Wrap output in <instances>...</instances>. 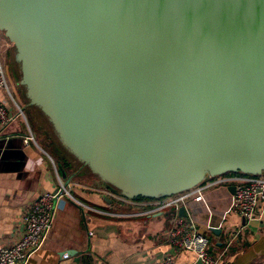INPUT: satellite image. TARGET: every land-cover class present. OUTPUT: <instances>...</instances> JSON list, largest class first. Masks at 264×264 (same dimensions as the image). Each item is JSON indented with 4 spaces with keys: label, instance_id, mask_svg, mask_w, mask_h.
Returning <instances> with one entry per match:
<instances>
[{
    "label": "water",
    "instance_id": "obj_1",
    "mask_svg": "<svg viewBox=\"0 0 264 264\" xmlns=\"http://www.w3.org/2000/svg\"><path fill=\"white\" fill-rule=\"evenodd\" d=\"M0 31L28 104L124 197L264 173V0H0Z\"/></svg>",
    "mask_w": 264,
    "mask_h": 264
},
{
    "label": "crops",
    "instance_id": "obj_2",
    "mask_svg": "<svg viewBox=\"0 0 264 264\" xmlns=\"http://www.w3.org/2000/svg\"><path fill=\"white\" fill-rule=\"evenodd\" d=\"M8 43L0 31L1 57L9 51ZM11 78L12 98L22 109L23 88ZM12 98L0 90V102L17 113ZM24 117L0 128V244L17 240L23 212L40 194L58 189L59 181L71 183L73 196L56 201L53 226L26 264H158L165 255L177 264H192V252L176 250L168 242L180 206L187 213L182 218L206 234L208 253L219 264H264V209L252 220L234 213L230 188L235 182L226 180L228 175L208 177L178 194L184 199L177 209L130 206L109 195L107 191H115L84 167L55 160L48 143ZM30 134L34 141L26 143Z\"/></svg>",
    "mask_w": 264,
    "mask_h": 264
},
{
    "label": "built area",
    "instance_id": "obj_3",
    "mask_svg": "<svg viewBox=\"0 0 264 264\" xmlns=\"http://www.w3.org/2000/svg\"><path fill=\"white\" fill-rule=\"evenodd\" d=\"M0 90L7 92L12 98L10 85L6 76L4 64L0 55ZM14 104L17 113H14L5 104L0 102V128H4L14 122L17 117L25 119L22 109ZM24 141H34L32 134ZM228 181H234V193L232 210L234 213L244 217L246 220L256 218L257 211L264 209V174L247 175L238 173L228 175ZM71 183L65 184L59 181V188L54 192H45L37 196L23 212V229L20 236L10 244H0V264H26L30 255L39 249L45 237L51 230L54 221L55 203L59 198L65 197L73 200L71 194ZM115 199L134 207L155 208L163 211L181 204L184 196L173 195L155 200L130 199L117 192L107 191ZM168 242L172 248L180 251L192 252L195 256V264H219L218 258L208 253L209 242L205 233L194 228L190 220L182 217L175 218L168 232ZM66 257L67 254H64ZM158 264H177L171 255H165Z\"/></svg>",
    "mask_w": 264,
    "mask_h": 264
},
{
    "label": "rangeland",
    "instance_id": "obj_4",
    "mask_svg": "<svg viewBox=\"0 0 264 264\" xmlns=\"http://www.w3.org/2000/svg\"><path fill=\"white\" fill-rule=\"evenodd\" d=\"M11 43H8V45L10 46V49L9 51H7V53H5L1 58H2V62L4 64V68H5V72H6V76H7V79H8V82L9 81H12L14 83V81L12 80L11 78V73H12V70H14L17 66V64H15L13 62V47L12 45H10ZM22 89V88H21ZM24 91V90H22ZM22 106H23V110H24V116H26V118L28 117V112L31 113V115L35 116L33 119H35L38 123H40V121L37 119V114H41L40 111L34 107H31L26 101L24 102V100L22 99ZM41 116V115H39ZM28 120V118H27ZM44 119H42L43 121ZM28 122V121H27ZM29 124V122H28ZM43 126L42 127H34V130L36 131V135L37 137H40L42 138L46 143H48L49 145V150L51 151L54 147L53 144H56L57 141L55 139V137H53V131L51 129V127L49 126L48 123H46V121L44 120L43 121ZM30 125V124H29ZM33 127V126H32ZM33 130V128H32ZM48 133H46V132Z\"/></svg>",
    "mask_w": 264,
    "mask_h": 264
},
{
    "label": "trees",
    "instance_id": "obj_5",
    "mask_svg": "<svg viewBox=\"0 0 264 264\" xmlns=\"http://www.w3.org/2000/svg\"><path fill=\"white\" fill-rule=\"evenodd\" d=\"M13 62L15 63V64H17V66H16V68L14 69V70H12V73H11V76L13 77V79L15 80V82L18 84L19 83V78H20V71H19V67H18V63L17 62H15V60H14V57H13ZM22 95H23V98L25 99V101L28 103V101H27V99H26V97H25V95H24V91H23V93H22ZM31 107H33V106H31ZM35 108V107H34ZM28 122H29V124L31 125V126H33V127H36V126H38V127H42L43 126V121L45 120L46 121V123H48L47 122V120H46V118L42 115V114H37L36 116H37V119L40 121V123H38L35 119H33L35 116H32L31 115V113H29L28 112ZM39 115H41V116H39ZM42 119H44L43 121H42ZM49 124V123H48ZM50 126V125H49ZM51 127V126H50ZM52 129V128H51ZM46 132V131H45ZM46 133H48V132H46ZM53 137H55V139H56V136H55V134L53 133ZM56 141H57V143L56 144H53L54 145V147H53V149L50 151V153L52 154V156L54 157V159L55 160H58L60 163H64V165L65 166H71V164H72V162L74 163H77L79 166H80V168L81 167H84L85 169V171H89L88 170V168L86 167V166H83V164H81L80 162H78L76 159H74L61 145H60V143L58 142V140L56 139ZM78 170V169H77ZM76 171V170H75ZM82 171V170H81ZM79 172V171H78ZM81 173V172H80ZM236 174H238V173H227V174H223V175H236ZM264 174V173H263ZM106 185V187L107 188H109V189H111V190H113V191H115V192H118V191H116L114 188H112L111 186H108L107 184H105ZM160 198H162V197H160ZM133 199H140V200H155V199H159V198H155V199H149V198H142V197H137V198H133Z\"/></svg>",
    "mask_w": 264,
    "mask_h": 264
}]
</instances>
